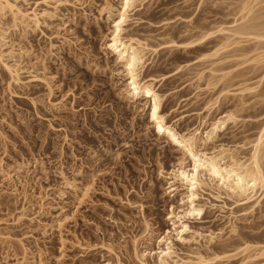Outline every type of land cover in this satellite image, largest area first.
<instances>
[{
    "label": "rangeland",
    "instance_id": "rangeland-1",
    "mask_svg": "<svg viewBox=\"0 0 264 264\" xmlns=\"http://www.w3.org/2000/svg\"><path fill=\"white\" fill-rule=\"evenodd\" d=\"M61 1L18 0L22 11L48 15L40 16L34 31L9 28L0 48L14 49L9 62L15 61L19 76L9 85L0 70V264H138L131 238L141 236L144 221L154 234L162 233L168 227L165 215L177 203L165 194L166 182L158 174L172 168L179 152L119 96L122 80L113 58L101 50L108 28L99 15L105 0ZM239 1L144 0L128 31L154 47L168 39L180 42L186 29L233 21ZM10 24L8 16L0 18V27ZM213 43L211 38L195 52L159 46L148 55L153 61L144 75L164 78L158 82L162 110L170 121L179 120L180 132L199 127L205 114L215 116L207 104L215 102L217 114L237 108V124L228 125L211 146L222 144L247 157L264 123V84H257L263 68L243 61L255 48L264 49V42L244 43L246 58L227 50L210 65L212 60L198 57ZM223 72L229 77L220 79ZM242 85H256L259 96H247L238 106L232 92ZM211 193L206 188L204 200L213 206L207 204L204 221L193 226L216 233L223 228L224 235L234 220L231 207L240 239L216 243L210 256L239 253L234 249L245 243L264 244V196L241 220V206L223 196L228 208L222 212V202ZM109 245L115 255L104 250ZM189 247L178 246L179 256L195 245Z\"/></svg>",
    "mask_w": 264,
    "mask_h": 264
},
{
    "label": "bare ground",
    "instance_id": "bare-ground-1",
    "mask_svg": "<svg viewBox=\"0 0 264 264\" xmlns=\"http://www.w3.org/2000/svg\"><path fill=\"white\" fill-rule=\"evenodd\" d=\"M17 1L0 0V18L4 19L8 16L11 23L7 28L0 27V48L6 45V31L9 28L20 29L23 32L34 31L39 27L40 16L48 15L45 11L40 14L22 11ZM143 1L127 0L125 3V0H117L118 4L114 5L110 0H105L99 10V15H104L108 23L107 34L102 35L101 50L113 58L114 73L120 81L122 80L119 96L145 116L153 134L158 139H164L169 146L179 152V157L171 166L172 168L169 170L160 168L158 174L160 179L166 182L165 194L171 200L177 198L176 205L170 206L165 215L168 227L162 233L154 234L151 225L144 221L141 236L131 238L133 256L138 264H219L221 262L233 264L235 260H239L238 264H264V244L261 243H245L240 249H234L240 251L239 253L223 252L222 255L218 253L212 256L207 253V251L211 252L210 248L215 247L216 243L232 239V237L240 239L239 227L236 223L238 219L233 209L228 208L222 201L223 196L233 201L232 205L241 206L239 212L244 213L241 220H246V213L252 214L261 205L264 196V123L252 141L247 157H240L235 148L222 144L212 147L211 144L221 132L228 129V125L237 124L238 109H228L217 114L218 107L211 101L217 107L214 108L216 111L211 109L209 102L210 104L206 107L207 112L212 110L214 113L209 114L215 116H205L207 115L205 114L199 127L180 132L177 130L179 120L171 119L170 121L168 115L162 110L165 98L160 92L158 82L164 78L159 80L151 75H144V71L153 61L148 57L158 53V47L162 45L169 50L195 52L199 50L198 47L201 44L213 38V46L206 53L201 54L199 59L212 60L210 65H214L216 62L213 59L217 60L216 58L227 50L236 53L237 57L246 58L249 53L244 43L264 42V0H240L235 13L237 17L230 23L216 22L211 26L186 29L182 32L183 41L168 39L155 47L151 46L146 39H140L128 31L131 20L136 14L135 11H138ZM54 3L61 4L62 1L54 0ZM6 48L4 49L6 52L1 51L3 48L0 50V70L8 76L10 85L11 81L18 82L19 76L13 64L15 61L9 62L15 56L14 49L6 50ZM253 52V55L243 63L247 62L251 68L262 67L263 75L257 84H264V49L255 48ZM208 73L213 74L212 69H208ZM229 74V72H223L222 75L220 74V79L228 78ZM198 75L200 80L202 73ZM256 85H242L232 92V95L239 100L238 106H243L244 98L247 96H259L255 91ZM209 145L210 150L207 149ZM206 188L214 192L210 194L213 198L222 202L218 209L223 212L228 208L229 215L234 218L227 222L228 226L225 227L227 232L224 235L223 228L216 233L211 230H204V232L200 229L203 227L193 226L194 223L200 225L204 221L207 204L210 207L213 206L207 199L204 200ZM224 236L226 238H223ZM139 245H142L141 248ZM180 245L190 246L189 248L195 245V247L190 249L189 255L181 257L178 249ZM103 248L110 255H115L110 245ZM202 249L206 250V253L202 252ZM150 260L151 263H149ZM106 262L109 264L108 261Z\"/></svg>",
    "mask_w": 264,
    "mask_h": 264
},
{
    "label": "snow or ice",
    "instance_id": "snow-or-ice-1",
    "mask_svg": "<svg viewBox=\"0 0 264 264\" xmlns=\"http://www.w3.org/2000/svg\"><path fill=\"white\" fill-rule=\"evenodd\" d=\"M125 3H127V0H125ZM129 67H131V65H129Z\"/></svg>",
    "mask_w": 264,
    "mask_h": 264
}]
</instances>
